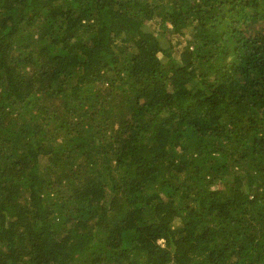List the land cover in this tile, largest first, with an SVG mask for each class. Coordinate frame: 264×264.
Masks as SVG:
<instances>
[{"label": "trees", "instance_id": "trees-1", "mask_svg": "<svg viewBox=\"0 0 264 264\" xmlns=\"http://www.w3.org/2000/svg\"><path fill=\"white\" fill-rule=\"evenodd\" d=\"M0 264H264V0H0Z\"/></svg>", "mask_w": 264, "mask_h": 264}]
</instances>
